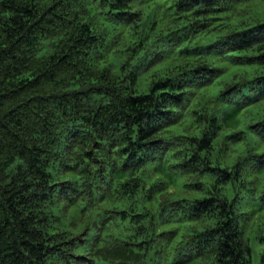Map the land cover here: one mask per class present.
Instances as JSON below:
<instances>
[{"label": "trees", "instance_id": "obj_1", "mask_svg": "<svg viewBox=\"0 0 264 264\" xmlns=\"http://www.w3.org/2000/svg\"><path fill=\"white\" fill-rule=\"evenodd\" d=\"M0 264H264V0H0Z\"/></svg>", "mask_w": 264, "mask_h": 264}]
</instances>
